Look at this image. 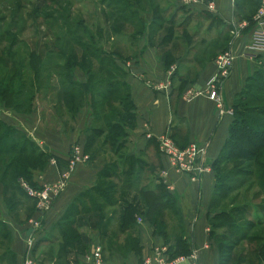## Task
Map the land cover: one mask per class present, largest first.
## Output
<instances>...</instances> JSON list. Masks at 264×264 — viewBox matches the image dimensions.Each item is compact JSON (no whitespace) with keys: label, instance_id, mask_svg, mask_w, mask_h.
<instances>
[{"label":"trees","instance_id":"obj_1","mask_svg":"<svg viewBox=\"0 0 264 264\" xmlns=\"http://www.w3.org/2000/svg\"><path fill=\"white\" fill-rule=\"evenodd\" d=\"M42 1L36 0L32 13H37ZM139 2L108 0L106 5L114 11L101 14L111 23L107 29L104 25H97L91 32L81 24L80 19H76L72 26L68 25L67 10L55 5V10L50 13L41 12L42 17L40 14V24L45 31L41 37L47 40H33L31 46L26 45L21 50L15 48V45L16 42L22 43V39L16 36L23 27L22 23H12L16 16L12 10L6 16L3 15V19H8L5 28L0 29V40L8 39V43L5 49L0 50L1 107L16 113H29L33 109L34 98L41 94L43 99H48L49 108L53 110L51 118L55 121V128L45 124L41 110L39 115L43 125L67 133L72 129L74 117L88 96L91 122L85 129L83 152L87 154L88 161L101 157L102 164L94 185L75 197L55 225L62 239L57 249L58 256L62 251H76L73 245L78 236L75 227L82 225L99 230L101 251L116 246L128 247L136 252V236L132 234L136 216L146 220L153 233L163 239L173 236L174 254L189 252L182 234L179 210L154 172L157 166L155 154L158 152L156 142H153L155 153L151 155L150 162L140 156L128 155L123 150L124 138L134 126L135 115L128 85L123 80L125 72L112 57L116 56L123 61L130 59L135 55V46L132 52L123 54L119 48L106 52L97 45L102 37L116 35L129 42L135 41L136 36L143 32V22L138 17ZM143 2L153 11L156 10L151 1ZM258 5L259 0L233 2L234 9L247 21L248 26L251 25ZM198 14H204L219 25L222 24L207 11ZM28 17L33 16L26 14L23 20L27 21ZM9 23L14 28L8 27ZM167 24L166 29H170V24ZM57 25L63 29L62 33L51 30ZM149 25L161 27L160 24H152V21ZM125 26L130 27V33L123 32ZM152 31L154 29L148 27V37ZM170 31L166 30L157 40L155 48L163 71L172 64V56L178 45L185 47L190 39L188 33L173 36ZM63 32L67 33V37L63 36ZM47 36L54 42H50ZM228 40L226 38L224 43L216 44L219 51L226 48ZM171 41L170 49L166 46L161 48L160 45ZM147 42L152 46L149 40ZM205 47L201 51L198 66L215 53L209 52L211 48L214 51L215 45ZM184 54H187L186 47ZM74 69L84 74V82L73 79ZM171 73L170 93L177 94L186 81L176 88L174 81H181L182 76L176 74V69ZM230 116L227 136L210 164L214 185L207 211L210 214L207 217L208 236L217 250L216 264H252L245 258L242 249L235 253L234 248L243 240L248 243L259 241L257 246H250L247 250L254 261L264 259V228L258 230L257 234H249L253 227L264 222V62L254 64L251 75L245 79L240 90L233 94ZM51 156L45 148L37 145L14 125L0 120V195L8 216L16 224L28 220L35 203L34 198L21 189L18 180H25L33 186L31 170L42 169ZM52 157L62 171L66 160ZM128 192L133 193L126 197ZM106 208H112V212L105 213ZM115 216L116 229L111 230ZM124 231L128 232L122 243L116 244L118 233ZM9 238V228L0 220V246H4L0 259L8 256V264H14L13 255L7 249ZM78 238L83 242V235ZM36 244L38 241L33 247Z\"/></svg>","mask_w":264,"mask_h":264},{"label":"crops","instance_id":"obj_2","mask_svg":"<svg viewBox=\"0 0 264 264\" xmlns=\"http://www.w3.org/2000/svg\"><path fill=\"white\" fill-rule=\"evenodd\" d=\"M211 1L213 10L210 12L202 5L190 9L197 13L207 11L222 23L218 34L214 35L215 55L206 59L201 66H197L194 76L185 82L177 94L170 93L172 73L168 70L163 71L157 59L155 47L149 45L143 37L137 39L135 55L132 58L116 63L125 72L123 80L128 85L135 115L134 126L128 131L123 141V150L126 154L140 156L150 162L151 155L155 153L153 142H156L158 136L168 132L177 146H183L189 142L204 145L205 160L210 164L217 155L227 136L233 94L240 90L245 79L251 75L254 64L263 57L264 52H260L256 59L245 57L243 52L250 39L251 25L248 26L247 21L234 9V0ZM236 26L239 29L234 34ZM226 38L229 39L226 48L232 51L233 60L228 75L218 86L220 101L216 104L207 97L206 82L216 72L214 59L220 52L216 46V40L224 43L223 40ZM76 70L73 71V79L84 82V74ZM167 82L169 84L166 87L155 88ZM189 88L193 95L187 96L185 91ZM171 104L172 107H170ZM35 116L33 112H2L0 119L18 127L52 156L66 160L67 163L62 171L58 169L52 156L42 169L31 170L30 180L33 187L40 189L53 186L60 180L61 174L68 168V158L74 145H78L83 152L85 129L91 122L88 96L74 117L72 129L67 133L46 128ZM155 155L157 166L154 172L157 175L160 169L166 171L164 177L161 179L158 175L157 177L174 199L179 210L182 234L189 252L174 254L173 236L163 239L153 233L152 227L146 220L136 216L132 234L136 236L137 251L134 252L128 247L114 246L110 250L101 251L103 260L107 264H153L152 256L157 250L163 264H181L192 254L197 264H216L217 250L213 240L208 236L207 223V217L210 215L207 212L208 204L214 185L213 170L210 167L198 178H193L170 167L166 158L159 152L156 151ZM97 160L94 158L92 161L84 160L75 163L62 187L55 195H52L47 209L39 210L34 205L30 217L23 224H16L11 220L0 195V220H3L9 228L10 238L7 249L13 255L14 264H20L27 254L42 264H84V258L90 246L95 243L100 245V234L97 228L77 226L75 234L83 235V242L81 238L74 236L76 240L73 245L76 251L67 253L62 251L58 256L57 249L62 239L58 228L55 227L66 207L75 197L94 185L97 171L102 164ZM132 193L128 192L126 197L131 196ZM104 212L109 214L112 208H106ZM32 222H37V225L31 227ZM111 223V226L116 229V216ZM169 223L171 224L170 221ZM28 229L30 231L26 234ZM127 232L118 233L116 244L122 243ZM36 241L38 244L33 247Z\"/></svg>","mask_w":264,"mask_h":264},{"label":"rangeland","instance_id":"obj_3","mask_svg":"<svg viewBox=\"0 0 264 264\" xmlns=\"http://www.w3.org/2000/svg\"><path fill=\"white\" fill-rule=\"evenodd\" d=\"M53 1L54 3H52L50 0H43L42 1L43 3L39 5V9L37 13H32L34 9L33 6L35 5V3H37L36 0H16L13 2L0 1V19H2L1 22L2 25L0 23V29L5 28L7 24L6 20L8 18L3 19V15L6 16L8 12L11 10L14 11L16 15L12 23H17V25H20L22 23L23 26L21 28V31L16 33L17 38L22 39L20 41V43L21 42L22 43L19 44V42H16L15 48L21 50L26 45L31 46L32 44L31 42L36 39L42 41L47 40V38L42 39L41 37L42 33H44L45 31L43 26L40 24V14L41 12L50 13L52 10L56 9L55 5L63 6V9H65V11L67 10V13L69 14L67 21H68V25L70 26L73 25L76 19H80L82 20L81 24H83V26H85V28L91 32L95 29L97 25L99 26L104 25V28L107 29V27L111 23V20H105L103 14H101L103 12L105 14L113 13L114 10L112 9V7L109 8V6L106 5L108 0H53ZM148 1H151L153 3L152 6L155 7L156 10L153 11L149 6L144 4L143 0H140L138 5V14H139L138 17L143 22V30H142L143 32L139 33L140 35H138V37L136 36L135 41L129 42L128 40L122 39L116 35L112 37L108 36V38L102 37V40L97 41L98 42L97 45L102 47L103 50H105L106 52H110L112 50H116L117 48H119L123 54H127L133 51L134 46H136V41L137 39H139V37L140 38L143 37L146 42L149 40L152 46L156 48V46L158 45L157 40L160 37H162V35L165 33L166 30H171L170 33L173 34V36H181L183 35V32L190 34V39L188 41L189 43L185 45V47L187 48V54H184L185 47L183 46L181 47V45H178L176 52L173 53L174 56H172V58H174L173 61L171 60L172 64H170L167 68L168 71L170 67H172L173 70L176 69V74L182 76L181 81H174V86H176L177 88L179 84H182L184 81H188L192 78V73L195 70V68H197L198 60L201 57V51L206 49V47L203 48V46L206 45L207 47H209L214 43L213 41L214 35L216 33L218 34V30L220 29L221 25H219L215 20L214 21L211 20V18H209L208 16H205L204 14H198L197 11L191 10L190 7H186L182 5V3H180L179 0L178 1L148 0ZM26 14H29L30 16L33 17L30 18L28 17V20L25 21V19L23 20V17L25 18ZM166 20H168L169 22ZM149 21L150 22L152 21V24H160L159 26L161 27L155 28L154 25H149L150 23ZM167 23L170 24L169 25L170 29H166L168 25ZM8 27L11 28L13 27V25L9 23ZM148 27H152L154 29L150 37L147 36ZM60 28L61 27L57 25L55 28L51 30H53L56 33H62L63 29ZM123 32L130 33V27H126V29ZM63 36L67 37V33L63 32ZM47 37L50 42H54L53 39L51 40L49 36ZM7 40L8 39L0 40V50L6 48V45L8 43ZM171 43L172 41L170 43L168 42L165 45H160V46L161 48L163 46L164 47L166 46V48L170 49ZM216 44L217 45L221 44L220 40H216ZM209 52L214 53L212 48L211 50H209ZM160 56L162 57L163 55ZM112 58L118 64L124 62L122 59H119L116 56H113ZM258 62L259 63L264 62V55L263 57H261V59H259ZM76 72L78 71L76 70ZM27 73H29V71ZM120 76L121 75L117 74V77H119V79H122V76L121 77ZM36 97L33 100L32 103L33 109L31 112L35 113L36 114L35 117L40 119L41 116L39 114H41V110H42V117L44 119L45 124L55 128V123H54L55 121L51 118L53 116V110L49 108L50 106L48 99L45 97H44L45 99H43L42 98L43 96L41 94L37 95ZM0 111L6 113H12V111H10L9 109H5L1 106H0ZM2 112H0V115ZM16 129L20 130L18 127H16ZM95 159H98L97 162L102 161L101 157H97ZM254 202H257V200H255ZM111 228L115 230L114 226L113 227L111 226ZM262 228H264V222L261 225H257L256 227H253L249 231V234L251 233L257 234V231ZM258 244L259 241L248 243L247 241L243 240L238 242V245L234 248V252L237 253L238 250L242 249L243 253L245 254V258H248L252 262V264H256L257 261L253 260L247 249H249L250 246H254V245L257 246ZM3 247L4 246H0V252H2ZM7 257L8 256L2 257V259H0V264H8ZM257 264H264V259L258 261Z\"/></svg>","mask_w":264,"mask_h":264},{"label":"built area","instance_id":"obj_4","mask_svg":"<svg viewBox=\"0 0 264 264\" xmlns=\"http://www.w3.org/2000/svg\"><path fill=\"white\" fill-rule=\"evenodd\" d=\"M182 5L186 7H195L197 5H202L205 10H213V2L211 0H179ZM234 34L237 33L239 27L236 26ZM250 39L246 44L245 51L243 55L249 59H256V56L260 52H264V0H259V5L256 8L250 27ZM233 60L232 51L226 48L220 51L214 59L216 72L207 80L206 91L207 97L213 100L216 104H219L218 86L221 81L228 75L231 64ZM173 70L172 67L169 68V73ZM169 83L163 85H157L155 88H164ZM187 96L193 95L192 90L189 88L185 91ZM230 112V111H229ZM157 149L160 155L164 156L167 163L174 170L188 174L193 178H198L204 172L210 169V163L205 160V146L196 144L194 142H189L183 147H179L171 139L168 132L156 138ZM87 160V154L81 152L78 145H74L71 149V154L68 158V168L64 171L60 180L56 184L49 187L35 188L29 185L25 180L19 179L18 184L23 189V191L30 197L34 198V205L39 210H45L49 206L50 199L52 195H55L58 190L62 187L65 179L67 178L68 172L74 166L75 163ZM166 174V171L160 169L158 171V177L161 179ZM37 225V222H32L31 227ZM153 264H163L159 259V251L155 250L152 256ZM146 262V261H145ZM147 262H149L147 260ZM20 264H41L36 258L32 257L30 254L25 255ZM84 264H107L101 256V247L98 243L92 244L90 246L88 254L84 258ZM181 264H197L195 262V257L192 254L188 260Z\"/></svg>","mask_w":264,"mask_h":264},{"label":"water","instance_id":"obj_5","mask_svg":"<svg viewBox=\"0 0 264 264\" xmlns=\"http://www.w3.org/2000/svg\"><path fill=\"white\" fill-rule=\"evenodd\" d=\"M29 231H30V230L28 229V230L26 231V234H28V233H29Z\"/></svg>","mask_w":264,"mask_h":264}]
</instances>
